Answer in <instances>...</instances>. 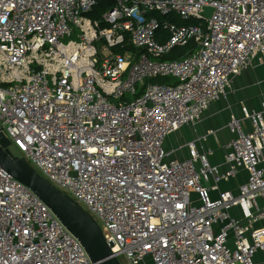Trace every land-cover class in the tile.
<instances>
[{
	"label": "built area",
	"instance_id": "obj_1",
	"mask_svg": "<svg viewBox=\"0 0 264 264\" xmlns=\"http://www.w3.org/2000/svg\"><path fill=\"white\" fill-rule=\"evenodd\" d=\"M96 1L0 0L1 130L94 217L122 264H255L264 254V101L229 120L223 170L194 141L188 157L167 159L163 140L197 123L233 76L264 63V0H114L91 18ZM191 39L190 54L160 59ZM156 76L177 83L126 98ZM241 170L236 191L219 188ZM0 264H93L1 167Z\"/></svg>",
	"mask_w": 264,
	"mask_h": 264
},
{
	"label": "crops",
	"instance_id": "obj_2",
	"mask_svg": "<svg viewBox=\"0 0 264 264\" xmlns=\"http://www.w3.org/2000/svg\"><path fill=\"white\" fill-rule=\"evenodd\" d=\"M264 101V63L253 61L246 69L233 76L225 97L211 102L201 115L200 120L192 124L181 126L178 130L168 134L163 140V148L167 152V159H184L188 157L186 143L196 142L198 149H210L209 161L223 170L224 145L234 135L228 128L232 117L242 118L243 111L259 110ZM245 127L249 122L245 121ZM246 178V172L240 173L227 181H220V189L236 191L237 186ZM216 191L211 192L215 197ZM255 264H264V254L257 251L254 255Z\"/></svg>",
	"mask_w": 264,
	"mask_h": 264
},
{
	"label": "water",
	"instance_id": "obj_3",
	"mask_svg": "<svg viewBox=\"0 0 264 264\" xmlns=\"http://www.w3.org/2000/svg\"><path fill=\"white\" fill-rule=\"evenodd\" d=\"M211 7H204L209 16ZM11 142L0 128V167L29 188L80 242L93 264H122L112 253L94 217L77 201L43 177L22 155L11 150Z\"/></svg>",
	"mask_w": 264,
	"mask_h": 264
},
{
	"label": "trees",
	"instance_id": "obj_4",
	"mask_svg": "<svg viewBox=\"0 0 264 264\" xmlns=\"http://www.w3.org/2000/svg\"><path fill=\"white\" fill-rule=\"evenodd\" d=\"M113 4H114V0H97L95 6L88 13V16L91 18H99L100 15L106 9H109ZM173 20L178 24L196 22V20H194V19L185 21V20H180L177 17H175V18L173 17ZM130 49H132V47ZM195 49H196V43L191 39L183 46L174 47L169 53L161 56L160 59H162V60L180 59V58L190 54ZM133 51H134V53L139 54L142 51V49H133ZM148 83L175 84V83H177V79H175L171 76H156V77L146 78L144 81V84L141 86H138L136 88V91L132 95V97L126 96V98L127 99H133V98L140 96L144 91L145 85ZM11 150L13 153L20 155L19 151L17 149H15L14 147H11Z\"/></svg>",
	"mask_w": 264,
	"mask_h": 264
},
{
	"label": "rangeland",
	"instance_id": "obj_5",
	"mask_svg": "<svg viewBox=\"0 0 264 264\" xmlns=\"http://www.w3.org/2000/svg\"><path fill=\"white\" fill-rule=\"evenodd\" d=\"M115 52H120V53H122V50L120 49V48H118V47H115L114 49H113ZM129 97H132V95H128Z\"/></svg>",
	"mask_w": 264,
	"mask_h": 264
},
{
	"label": "snow or ice",
	"instance_id": "obj_6",
	"mask_svg": "<svg viewBox=\"0 0 264 264\" xmlns=\"http://www.w3.org/2000/svg\"><path fill=\"white\" fill-rule=\"evenodd\" d=\"M93 151H94V149H93Z\"/></svg>",
	"mask_w": 264,
	"mask_h": 264
}]
</instances>
